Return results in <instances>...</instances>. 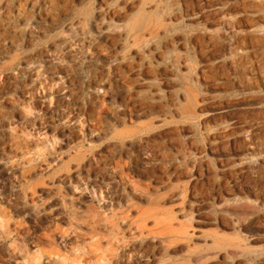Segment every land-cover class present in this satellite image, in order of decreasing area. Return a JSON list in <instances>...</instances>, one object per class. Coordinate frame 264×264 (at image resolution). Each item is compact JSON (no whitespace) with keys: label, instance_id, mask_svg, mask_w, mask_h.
I'll return each instance as SVG.
<instances>
[{"label":"rangeland","instance_id":"rangeland-1","mask_svg":"<svg viewBox=\"0 0 264 264\" xmlns=\"http://www.w3.org/2000/svg\"><path fill=\"white\" fill-rule=\"evenodd\" d=\"M247 1L0 0V264H264Z\"/></svg>","mask_w":264,"mask_h":264},{"label":"bare ground","instance_id":"bare-ground-1","mask_svg":"<svg viewBox=\"0 0 264 264\" xmlns=\"http://www.w3.org/2000/svg\"><path fill=\"white\" fill-rule=\"evenodd\" d=\"M69 1H70V0H69ZM71 1H72V0H71ZM246 1H247V0H246ZM249 1H250V0H249ZM249 1H247V2H249ZM257 1L259 2V0H257ZM16 2H17V1H16ZM260 2H261V1H260ZM4 3H5V2H4ZM11 3H13V2H11ZM49 3H50V1H49ZM225 3H226V2H225ZM227 3H228V1H227ZM243 3H245V2H243ZM261 3H262V2H261ZM50 4H51V3H50ZM125 4H126V3H125ZM222 4H223V3H222ZM12 5H13V4H12ZM40 5H41V4H40ZM63 5H64V4H63ZM240 5H241V4H240ZM240 5H239V6H240ZM246 5H248V4H246ZM252 5H253V4H252ZM259 5H260V4H259ZM42 6H43V5H42ZM61 6H62V5H61ZM68 6H69V5H68ZM223 6H224V5H223ZM7 7H8V6H7ZM14 7H15V6H14ZM14 7H13V8H14ZM229 7H230V6H229ZM237 7H238V6H237ZM241 7H242V6H241ZM245 7H246V6H245ZM249 7H251V6H249ZM255 7H256V6H255ZM259 7H260V6H259ZM54 8H55V7H54ZM231 8H232V7H231ZM246 8H247V7H246ZM246 8H245L244 10H246ZM257 8H258V7H257ZM10 9H11V8H10ZM227 9H228V7H227ZM28 10H29V9H28ZM39 10H40V9H39ZM228 10H229V9H228ZM22 11H23V10H22ZM63 11H64V10H63ZM223 11H225V10H223ZM223 11H222V12H223ZM257 11H258V10H257ZM260 11H261V10H260ZM260 11H259V12H260ZM67 12H68V11H67ZM263 12H264V11H263ZM25 13H26V12H25ZM65 13H66V12H65ZM100 13H101V12H100ZM227 13H228V12H227ZM227 13H226V14H227ZM261 13H262V12H261ZM31 14H32V13H31ZM234 14H235V13H234ZM236 14H237V13H236ZM239 14H240V13H239ZM239 14H238V15H239ZM242 14H243V13H242ZM248 14H249V13H248ZM253 14H254V13H253ZM256 14H257V13H256ZM9 15H10V14H9ZM107 15H108V14H107ZM219 15H220V14H219ZM223 15L225 16V13H224ZM231 15H232V14H230V16H231ZM251 15H252V14H251ZM24 16H25V15H24ZM228 16H229V13H228ZM230 16H229V18H230ZM246 16H247V14H246ZM248 16H249V15H248ZM219 17H220V16H219ZM239 17H240V15H239ZM239 17H238V19H240ZM255 17H256V16H255ZM48 18H49V17H48ZM126 18H127V17H126ZM229 18H228V19H229ZM246 18H247V17H246ZM165 19H166V18H165ZM231 19H232V17H231ZM242 19H244L243 16H242ZM253 19H254V18H253ZM255 19H256V18H255ZM41 20H42V19H41ZM74 20H75V19H74ZM257 20L264 21V14H259ZM107 21H108V20H107ZM225 21H226V20H225ZM231 21H232V20H231ZM231 21H230V22H231ZM221 22H222V21H221ZM228 22H229V21H228ZM224 23H225V22H224ZM245 23H246V21H245ZM247 23H248V22H247ZM259 23H260V22H259ZM231 24H233V23H231ZM16 25H17V24H16ZM233 25L235 26V24H233ZM233 25H232V26H233ZM238 25H239V24H238ZM261 25H262V24H261ZM0 26H1V25H0ZM224 26H225V25H224ZM259 26H260V25H259ZM262 26H263V25H262ZM262 26H260V27H262ZM236 27H237V26H236ZM31 28H32V27H31ZM239 28H241V27H239ZM247 28H248V27H247ZM258 28H259V27L256 25V23H252V24H251V32H252V37H251V39H253V41L256 40V41L254 42V45H255V43L257 42V38H256V35H255V32H257ZM8 29H9V28H8ZM262 29H263V28H262ZM260 30H261V29H260ZM246 31H247V30H246ZM239 32H240V31H239ZM248 32H249V31H248ZM248 32H246V33H248ZM261 32H262V31H261ZM11 33H12V32H11ZM234 33H236V32H234ZM240 33H241V32H240ZM242 33H243V32H242ZM242 33H241V34H242ZM257 33H258V32H257ZM257 33H256V34H257ZM262 33H263V32H262ZM7 34H8V33H7ZM260 34H261V33H260ZM5 35H6V34H5ZM232 35H233V34H232ZM235 35H236V34H234V37H235ZM20 36H21V35H20ZM51 36H52V35H51ZM238 36H239V35H238ZM241 36H242V35H241ZM241 36H240V38H241ZM259 36H260V35H259ZM4 37H5V36H4ZM228 37H229V36H228ZM236 37H237V36H236ZM245 37H247V35H245ZM15 38H17V37H15ZM229 38H230V37H229ZM232 38H233V37H232ZM242 38H243V37H242ZM249 38H250V37H248V39H249ZM262 38H263V37H262ZM1 39H2V38H1ZM32 39H33V38H32ZM233 39H234V38H233ZM236 39H238V37H237ZM246 39H247V38H246ZM116 40H117V39H116ZM120 40H121V39H120ZM261 40H263V39H261ZM234 41H235V40H234ZM253 41H252V42H253ZM260 42H261V41H260ZM207 43H208V42H207ZM232 43H233V42H232ZM240 43H241V41H240ZM257 43H258V42H257ZM208 44H209V43H208ZM233 44H234V43H233ZM258 45H259V43H258ZM15 46H16V45H15ZM15 46H14V47H15ZM54 46H55V44H54ZM223 46H224V45H223ZM235 46H236V45H235ZM244 46H245V45H244ZM55 47H56V46H55ZM229 47L232 48V46H229ZM253 47H254V46H253ZM256 47H257V46H256ZM263 47H264V45H263ZM251 48H252V47H251ZM260 48H261V47H260ZM229 49H230V48H229ZM236 49H237V48H236ZM253 49H255V48H253ZM263 49H264V48H263ZM259 51H260V50H259ZM115 52H116V51H115ZM238 52H239V51H238ZM252 52H253V51H252ZM254 52H255V50H254ZM236 53H237V52H236ZM34 54H35V53H34ZM240 54H241V53H240ZM242 54H244L243 56H245L246 53H242ZM111 55H112V54H111ZM236 55H237V54H236ZM250 55H251V54H250ZM250 55H249V56H250ZM252 55H253V54H252ZM255 55L257 56V54H255ZM259 55H261V54H259ZM27 56H28V55H27ZM225 56H226V55H225ZM228 56H229V55H228ZM253 56H254V55H253ZM253 56H252V57H253ZM263 56H264V55H263ZM2 57H3V56H2ZM6 57H7V56H6ZM225 58H226V57H225ZM225 58H224V59H225ZM33 59H34V58H33ZM229 59H231V58L229 57L228 60H229ZM232 59H233V58H232ZM245 59H246V58H244V60H245ZM31 60H32V59H31ZM222 60H223V59H222ZM253 60H254V59H253ZM253 60H252V61H253ZM256 60H257V58H256ZM141 61H142V60H141ZM234 61H235V60H234ZM246 61H247V60H246ZM257 61H258V60H257ZM28 62H29V61H28ZM229 62H230V61H229ZM229 62H228V63H229ZM24 63H25V62H24ZM244 63H245V62H244ZM251 63H252V62H251ZM258 63H259V62H258ZM17 64H18V63H17ZM245 64H247V63H245ZM129 65H130V64H129ZM235 65H236V64H235ZM252 65H253V64H252ZM262 65H263V64H262ZM226 66H228V65H226ZM229 66H230V64H229ZM239 67H240V66L238 65V68H239ZM143 68H144V67H143ZM227 68H228V67H227ZM227 68H226V69H227ZM242 68H243V67H242ZM262 68H263V67H262ZM240 69H241V68H240ZM243 69H245V68H243ZM248 69H249V68H248ZM255 69H256V68H255ZM257 69H258V68H257ZM260 69H261V68H260ZM260 69H259V70H260ZM147 70H148V69H147ZM253 70H254V68H253ZM235 71H236V70H235ZM240 71H241V70H240ZM248 71H249V70H248ZM261 71H262V70H261ZM261 71H260V72H261ZM255 72H256V71H255ZM225 73H226V72H225ZM235 73H236V72H235ZM246 73H247V72H246ZM248 73H249V72H248ZM252 73H253V72H252ZM256 73H257V72H256ZM227 74H228V73H227ZM241 74H242V73L240 72V77H241ZM260 74H261V73H260ZM224 75H225V74H224ZM230 75H231V74H230ZM232 75H233V73H232ZM244 75H245V74H244ZM226 76H228V75H226ZM226 76H223V77H226ZM242 76H243V74H242ZM245 76H247V75H245ZM259 76H261V75H259ZM230 77H233V76H230ZM235 77H236V76L234 75V79H235ZM263 78H264V77H263ZM7 79H8V78H7ZM226 79H227V77H226ZM240 79H241V78H240ZM244 79H245V81H246V83H247L246 85H251V84H253V83L255 84V82H256V78L253 77V75H252V77H245ZM227 80H228V79H227ZM263 80H264V79H263ZM228 81H229V80H228ZM232 81H233V80H232ZM226 82H227V81H226ZM234 82H235V81H234ZM257 82H258V81H257ZM259 82H260V81H259ZM222 83L224 84V82H222ZM238 83H239V82H238ZM238 83H237V84H238ZM37 84H38V83H37ZM227 84H229V83L227 82ZM240 84H241V83H240ZM101 85H102V84H101ZM103 85H104V84H103ZM103 85H102V86H103ZM143 85H144V84H143ZM217 85H218V84H217ZM238 85H239V84H238ZM259 85H260V84H259ZM106 86H107V85H106ZM255 86H256V85H255ZM244 88H245V86H244ZM254 88H255V87H254ZM260 88H261V87H260ZM260 88H259V89H260ZM92 89H93V88H92ZM254 90H255V89H254ZM241 92H242V91H241ZM248 92H249V91H248ZM243 93H244V92H243ZM245 93H247V92H245ZM24 94H25V93H24ZM40 95H41V94H40ZM224 95H225V94H224ZM46 96H47V95H46ZM59 96H60V95H59ZM253 96H254V95H253ZM261 96H262V95H261ZM99 97H100V96H99ZM234 97H235V96H234ZM249 97H251V96H249ZM257 98H258V97H257ZM240 99H241V98H240ZM75 116H76V115H75ZM77 116H78V115H77ZM71 120H72V119H71ZM233 128H234V127H233ZM48 259H49V258H48ZM48 264H49V262H48Z\"/></svg>","mask_w":264,"mask_h":264}]
</instances>
